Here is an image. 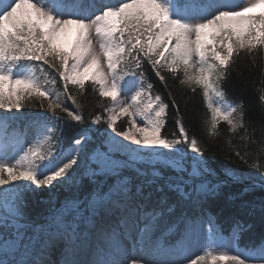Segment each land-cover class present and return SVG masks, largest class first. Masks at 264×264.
I'll return each mask as SVG.
<instances>
[{
  "label": "snow or ice",
  "instance_id": "snow-or-ice-1",
  "mask_svg": "<svg viewBox=\"0 0 264 264\" xmlns=\"http://www.w3.org/2000/svg\"><path fill=\"white\" fill-rule=\"evenodd\" d=\"M241 51L253 62L256 56L264 58V0H241L239 7L231 0H0V109L11 114L0 115V264H57L48 257L59 245V264H264V246L230 253L213 221H208L213 227L205 254L184 256L200 234L199 217L188 210L194 213L198 208L202 214L204 202L224 186L247 183L245 192L264 188V164L251 165L260 172L259 179L223 166L214 168L179 118V135L172 140L163 137L169 104L161 95L153 96L154 85L145 72L147 64L165 88L164 72L193 92L199 88L212 113L210 136L224 121L230 132L242 130L245 139L250 125L245 123L242 102H230L221 88ZM45 65L59 77L62 93L55 91L58 81L49 78ZM89 83L101 100L111 102L105 108L107 119L97 115L91 123H105L111 135L105 134L106 151L94 150L95 167L76 175L89 130L78 133L65 148L59 138L63 117L57 109L84 124L83 115L69 110L60 97L79 109L69 85L83 94ZM133 90L130 102L120 99ZM259 99L264 104V90ZM33 102L56 123L47 115H35L20 132L16 113ZM171 107L179 116L174 98ZM123 117L129 127L119 130L117 122ZM29 129L35 142L25 149ZM181 144L195 155L176 147ZM16 148L24 154L13 163L15 156L9 153ZM259 151L264 153V142ZM119 153L126 155L116 158ZM235 155L248 162V152L241 155L236 149ZM141 164L150 168V177ZM160 169L175 179L165 178ZM85 174L94 185L86 198L66 200L51 210L45 224L29 225L25 193L79 187ZM165 188L177 194L170 206L165 197L153 198ZM247 227L237 220L233 241ZM171 234L177 237L175 243L167 242ZM90 237L97 241L93 258L82 260ZM125 239L147 258L129 257Z\"/></svg>",
  "mask_w": 264,
  "mask_h": 264
},
{
  "label": "trees",
  "instance_id": "trees-1",
  "mask_svg": "<svg viewBox=\"0 0 264 264\" xmlns=\"http://www.w3.org/2000/svg\"><path fill=\"white\" fill-rule=\"evenodd\" d=\"M111 2L115 3L116 0H111ZM44 67L49 73V78L55 77L58 81L55 91L62 93L63 85L59 83V77L55 72L47 69L46 65ZM145 72L147 81L154 85L153 96L159 94L169 104L168 114L165 117V126L161 129L163 137L172 140L179 135L176 125V119L179 118L187 131L189 139L195 138L197 140L198 148L203 152L204 159L211 166L216 169H219L221 166L227 167L251 174L259 179L260 172L256 167H252L251 165L264 164V153L259 151L262 142H264V104H261L259 99L262 90H264V58L256 56L255 62H253L252 56L246 51H241L240 56L236 58V62L229 70L228 76L221 82V88L226 93V98L230 102H242L245 123L250 125L247 132V137L250 139L241 138L245 135L242 130H237L236 133L230 132L228 124L224 121L218 123L217 134L210 136L212 113L207 106L208 102L199 88L193 92L189 87L181 85L179 79L173 80L171 74L164 72L167 80V88H165L147 64H145ZM36 74L40 76L41 80L44 79L39 70H37ZM126 79H131V77H126ZM45 86L52 87L50 84ZM69 90L76 97L77 103L80 105L79 109L65 96L61 95L60 98L69 110L79 111L83 115L85 122L84 124H76L67 117L66 113L60 112L57 109V115L63 117V120L60 121L62 131L59 132V138L63 146L67 148L73 143V138L78 133L89 130L86 132L87 142L84 145V151L79 155L80 166L76 168V175H80L81 173H86L87 167H95L96 152L94 150H98L99 152L106 151L103 145L104 138L101 134L102 126H99V124L93 125L91 120L97 115H100L101 119L104 118L107 114L105 108L109 107L110 104L107 99L101 100L98 92L94 91L90 83L86 85V90L83 94L71 85H69ZM169 93H171V98L169 97ZM172 98L175 99L178 105L179 116H177V110L171 107ZM0 115L11 114L0 111ZM16 115L20 118L18 128L20 132L24 131V124L35 115H47L52 124L56 123L51 117V113L41 112L39 102L27 104ZM9 133H12L11 128L9 129ZM252 140L255 143H252ZM28 141V143L24 144L25 149L35 142L31 129L28 130ZM0 147H2V142H0ZM176 147L189 152L190 155H195L190 153L187 145L181 144ZM236 149L240 150L241 155H244L245 152L249 153L246 157L247 163H244L235 155ZM45 151H47V146H45ZM17 152L18 155H16ZM23 154V151H19V148H16L15 151H10L9 156H15V159L12 160L15 163ZM116 158L124 157L117 154ZM141 168L145 171L143 167ZM160 171L163 172L165 178L172 177L175 179L173 173L164 169H160ZM145 172L149 174V177L151 176V173ZM136 182L139 183L140 181L137 180ZM159 183H163V181ZM93 186L85 174L82 186L79 187L62 186L51 190L42 188L37 189L35 193H25L24 197L27 203L24 211L29 225L39 226L45 224L54 207H59L66 200L72 198L78 197L81 200L86 198ZM246 187H248L247 183L221 187L215 195L210 196L204 202L202 214L198 208L195 209L194 213L191 209L188 210L189 215L199 217L197 223L200 234L198 239L184 253L186 259H188V255L196 257L197 255L205 254L206 238L213 227L208 221H213L217 226L230 253L235 252L237 248L241 252H244L245 250H255L258 247L264 246V211H262L264 209V188L256 187L253 190L245 192L243 189ZM156 197L167 198V203L170 206L176 201L177 194L169 192L165 188L163 192L155 193L153 198L155 199ZM0 215H3V209H0ZM237 220L242 221L245 225H249V227L240 233L237 240L233 241V225ZM27 239L32 238L29 237ZM166 239L168 243H175L177 237L175 234H171ZM90 242L91 246L87 248L85 253L81 254L80 259L90 260L93 258L97 241L94 237H90ZM123 244L133 249L130 239H125ZM28 246L25 244V247ZM62 247V245H59L52 249L48 259H51V256H57L61 260ZM137 248L140 249L139 247Z\"/></svg>",
  "mask_w": 264,
  "mask_h": 264
},
{
  "label": "rangeland",
  "instance_id": "rangeland-1",
  "mask_svg": "<svg viewBox=\"0 0 264 264\" xmlns=\"http://www.w3.org/2000/svg\"><path fill=\"white\" fill-rule=\"evenodd\" d=\"M249 2V0H243V3L244 4H247ZM134 94V90L133 91H130L128 94H127V96H125V95H122L121 97H120V99L122 100V101H124V102H130V97H131V95H133ZM145 100H146V97H145ZM109 101V100H108ZM109 104H110V106H111V102L109 101ZM109 106V107H110ZM0 111H4L3 109H0ZM107 115L108 114H106V116L104 117V118H102L101 120L102 121H104V120H106L107 119ZM139 124H140V126H143V124H144V122L141 120V121H139ZM99 126H102L101 127V134H102V136H103V138H104V141H103V145H104V147L106 148V150H107V148H108V145H107V142L105 141V134L107 133L108 135H111V133H110V131H108L107 130V125L105 124V123H100L99 124ZM129 127V125H128V122H127V117H123V118H120L119 120H118V122H117V128L119 129V130H125V129H127ZM124 143H128V142H124ZM129 147H136L135 145H131V144H129L128 145ZM160 151H165V150H160ZM119 155H121V156H125L126 154L125 153H119ZM141 167H143L144 169H145V171H148L149 173H151V170H150V168L147 166V165H143V164H141L140 165ZM127 249H128V255H129V257H131V256H136L137 258H139V257H145V258H147V253L145 252V251H143V250H141V249H138V248H136L135 250L134 249H130V247L128 246V245H125V244H123ZM193 257H195L194 255L193 256H191V255H188V259H194ZM50 260H52V261H54V262H57V264H59V258L56 256V257H52Z\"/></svg>",
  "mask_w": 264,
  "mask_h": 264
}]
</instances>
